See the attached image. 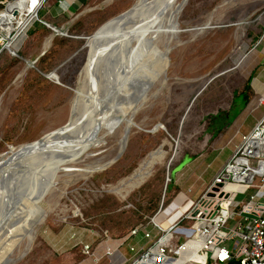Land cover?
<instances>
[{
    "label": "rangeland",
    "instance_id": "374dc122",
    "mask_svg": "<svg viewBox=\"0 0 264 264\" xmlns=\"http://www.w3.org/2000/svg\"><path fill=\"white\" fill-rule=\"evenodd\" d=\"M62 1L47 0L39 15L29 21L20 44L0 53V81L1 69L20 59L4 86L0 84V156L27 143H46L68 130L71 101L83 66L107 45L109 34L119 30L128 17L111 22L89 37L137 2L114 0L104 8L102 3L109 0L84 6L74 2L65 10ZM71 20L75 21L67 30L54 33L53 28L62 30ZM177 22L165 77L151 86L142 102L138 101L141 110L132 118L120 159L86 178L82 172L71 170L58 174L54 189L42 203L47 217L29 248L3 261L16 246L17 235L5 239L0 242V264H62L65 255L76 252L74 245L88 241L90 236L118 239L140 223L150 229L168 228L190 212L242 138L250 133L246 129L252 113L264 105L262 95L255 93L252 85L247 92L250 100L240 114L229 123L221 118H232L241 106L239 102L235 107V99L255 75L253 46L264 35V0H187ZM36 24L40 30L30 36ZM49 38L52 42L45 47ZM160 47L162 43L151 51V59L160 53ZM35 60V66L28 68ZM44 75L47 77L42 78ZM148 75L145 69L138 81ZM132 88L130 84L128 93ZM122 135L124 125H119L99 138L98 143L104 147L90 151L91 157L84 155V163L76 164V168L102 157L108 159L105 167L117 156ZM161 148L166 151L163 161L154 165L143 183L131 188L129 179L150 154Z\"/></svg>",
    "mask_w": 264,
    "mask_h": 264
},
{
    "label": "bare ground",
    "instance_id": "6f19581e",
    "mask_svg": "<svg viewBox=\"0 0 264 264\" xmlns=\"http://www.w3.org/2000/svg\"><path fill=\"white\" fill-rule=\"evenodd\" d=\"M112 1L114 0L102 3L103 8L109 6ZM182 1L184 0H137L131 11L128 9V12L120 14L123 15L121 17L123 19L128 17L127 20L119 30L109 34L110 41L86 61L78 76L75 95L71 101V121L69 120L68 130L62 135L51 137L46 143L41 142L35 146L27 143L0 156L2 161L0 164V242H5V239H11L17 235L16 246H11L8 256L3 261L16 258L29 248L47 217L42 212V203L45 202L46 194L54 189L56 185L54 180L58 174L71 170L73 173L82 172L86 178L97 173L108 162V159L104 160L102 157L94 163L85 164V167L81 169L76 168L78 166L76 164L84 163L82 160L84 155L104 147V144L98 143V140L116 129L115 122L127 120V123L120 124L124 125L125 130L133 116L139 109L141 110L142 101L129 104V97L140 82L138 80L142 76V71L148 70L147 67L151 61L157 64V59L161 57L162 65L167 64V59L163 56L164 48L171 47L175 40L178 32L177 20L182 12L180 10L182 6L180 8L178 6ZM26 2L27 0H23L21 3L12 5L7 12L0 15V18L5 15L7 19L6 21L0 19L5 36L11 34L16 25L20 28L26 25L27 18L25 19L23 15L17 22H14V15H11L17 8L24 9ZM120 15L107 21L89 38H93L111 22L121 20ZM25 16L28 17V15ZM74 21L71 20L61 33ZM20 37H24V32L21 31ZM52 39H47L44 46H49ZM159 42L165 46L160 47V53L151 59V51L159 45ZM146 43L152 44L153 48L150 51L145 50ZM8 46L11 50L14 44L10 43ZM13 55L16 56L15 53ZM32 63H29L27 67H31ZM162 65H156L157 68H154L153 73H149L145 78L146 82L148 80L150 83L155 80L159 82L162 79L159 77ZM139 72H141L140 78ZM50 76L56 78L53 74ZM130 84L133 88L128 93ZM144 90H147L146 85L141 88V92L143 93ZM263 133L264 130H261L254 135L251 143H258L264 149ZM165 152L161 148L150 154L129 179V186L134 188L143 183L150 176L154 165L163 161ZM15 219H18L17 224L9 228V224Z\"/></svg>",
    "mask_w": 264,
    "mask_h": 264
},
{
    "label": "built area",
    "instance_id": "2783aa9c",
    "mask_svg": "<svg viewBox=\"0 0 264 264\" xmlns=\"http://www.w3.org/2000/svg\"><path fill=\"white\" fill-rule=\"evenodd\" d=\"M2 1L5 6L0 15L23 0ZM46 1L27 0L24 9H15L11 13L14 22L22 15L31 18L23 28L16 25L8 36L0 25V53L10 50V43L14 44L11 50L20 44L21 31L39 15ZM261 130L264 118L242 138L182 219L168 228L156 226L155 230L140 223L121 238L122 243L135 240L130 246L134 254L130 264H264V149L251 143ZM82 252L90 256L92 245L83 244Z\"/></svg>",
    "mask_w": 264,
    "mask_h": 264
},
{
    "label": "crops",
    "instance_id": "0c3cea01",
    "mask_svg": "<svg viewBox=\"0 0 264 264\" xmlns=\"http://www.w3.org/2000/svg\"><path fill=\"white\" fill-rule=\"evenodd\" d=\"M96 0H64L62 1V7L65 10L70 9L69 4L77 2L80 5H87ZM73 8V7H72ZM74 9V8H73ZM72 9V10H73ZM0 19L6 21L5 15ZM9 16V15H8ZM264 35H262L259 40H255L254 51H255V60L254 67L255 75L252 78L251 85L255 93L262 95V100L264 99ZM256 37V36H255ZM256 39V38H255ZM261 100V101H262ZM252 122L246 129L247 132H251L256 123L264 118V105L260 108H256L252 113ZM88 241H78L74 248L80 247V250L76 252H71L72 254L65 255L61 260L62 264H130L131 260L134 258V254L130 251V246L135 245V240L131 239L125 243L121 242V238L112 239L109 236L104 237H88ZM78 243V246H76ZM90 244L92 245V253L90 256H86L82 252V245ZM76 246V247H75ZM81 254L85 255L82 260ZM79 256V259H78ZM59 264V263H58Z\"/></svg>",
    "mask_w": 264,
    "mask_h": 264
},
{
    "label": "water",
    "instance_id": "95a60500",
    "mask_svg": "<svg viewBox=\"0 0 264 264\" xmlns=\"http://www.w3.org/2000/svg\"><path fill=\"white\" fill-rule=\"evenodd\" d=\"M186 3H187V1L186 2H184V4L182 5V7H181V11L185 8V6H186ZM132 8L133 7H131L128 11H131L132 10ZM127 11V12H128ZM123 15H120V18L122 17ZM177 27H178V22H177ZM53 31H54V33L56 34V35H59L60 33H61V30L60 29H56V28H53ZM159 43H161V42H159ZM162 46H165L163 43H162ZM144 48H145V50L146 51H150L153 47H152V44L151 43H146L145 45H144ZM165 49V51H164V57L167 59V64H165V65H162V63H161V60H162V58L161 57H159V56H157V57H159L158 59H157V64L154 62H150V64L148 65V67H147V69H148V71H149V73H153V70H154V68H157V66L156 65H162V67H161V72H160V75H159V77H162V76H164L165 77V74H166V70H167V68H168V66H169V55H170V53H171V51H172V49H173V47H169V48H164ZM43 55V54H42ZM156 57V58H157ZM154 60H156V59H154ZM158 61H159V63H158ZM36 62H37V60H35L33 63H32V67H34L35 66V64H36ZM164 66V67H163ZM51 77V76H50ZM49 78V77H48ZM145 82H146V80H145ZM145 82H143L142 83V81H140V82H138V84L136 85V87H135V89H134V91H133V93L131 94V97H129V100H128V103L129 104H136L138 101H142V99H144L145 97H146V94H147V92L149 91V89L151 88V86H153L156 82H157V80H155V81H152L151 83H150V81L148 80L147 82H146V84H145ZM144 85H146L147 86V90H144V92L142 93L141 92V88L144 86ZM142 97H144V98H142ZM123 122H125V123H127L128 121L127 120H125V121H120V122H115L114 123V127L115 128H117L120 124H122ZM133 124H132V121L128 124V126H126V129L124 130V135H123V137H122V139H121V141H120V149H119V152H118V154H117V156L114 158V159H112L105 167H103L101 170H99L98 172H103V171H105L106 169H108L110 166H112L113 164H115L119 159H120V157L122 156V154H123V152H124V149H125V147H126V144H127V140H128V134H129V129H130V127L132 126ZM169 180H170V178H169Z\"/></svg>",
    "mask_w": 264,
    "mask_h": 264
},
{
    "label": "trees",
    "instance_id": "16d2710c",
    "mask_svg": "<svg viewBox=\"0 0 264 264\" xmlns=\"http://www.w3.org/2000/svg\"><path fill=\"white\" fill-rule=\"evenodd\" d=\"M4 3H3V1L1 0L0 1V11L1 10H3L4 9ZM80 28H81V25L79 26ZM40 27H39V24H36L35 25V28H34V30H31L30 31V36H33L35 33H34V31H37V30H40L39 29ZM41 31L42 32H45L46 30H45V28L44 27H42L41 28ZM19 57L22 59L23 57H24V54H21V55H19ZM20 62V59H13L10 63H8L6 66H4L1 70H2V73H3V77L1 78V81H0V84H1V86L3 87L4 86V84L6 83V80H7V78H8V75H9V73H10V70H11V68L13 67V66H15V65H17L18 63ZM44 77H47V76H42V78H44ZM251 80H252V78H250L248 81H247V83L244 85V87H243V91L238 95V97L235 99V101H234V103H235V107L237 106V104L239 103V104H241V106L237 109L236 108V110H235V114L232 116V118H227V116H222L223 118H221V119H223V121H225V120H227L228 121V123H229V121L232 119L233 120V118H236L239 114H240V112L246 107V105L248 104V102H249V100H250V97H248V95H247V92H250L252 89H251ZM227 123V124H228ZM127 234V233H126ZM126 234H123V235H121V236H119L118 238H122V237H124ZM75 250H80V247L78 246ZM85 257V255H83V254H81V258L79 259V260H82L83 258Z\"/></svg>",
    "mask_w": 264,
    "mask_h": 264
}]
</instances>
